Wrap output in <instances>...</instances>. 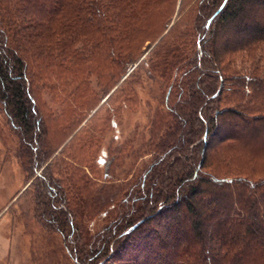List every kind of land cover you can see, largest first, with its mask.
Returning <instances> with one entry per match:
<instances>
[{"label": "trees", "instance_id": "obj_1", "mask_svg": "<svg viewBox=\"0 0 264 264\" xmlns=\"http://www.w3.org/2000/svg\"><path fill=\"white\" fill-rule=\"evenodd\" d=\"M137 1L0 0V102L29 147L36 142L40 145L42 122L31 107L25 52L34 49V53L52 54L65 50L60 37L79 35L78 30L93 26L105 31L108 22L118 28L123 21H130L122 31L127 39L135 33L133 6ZM205 1L201 0L202 4ZM207 3L201 17L203 28L211 27V31L209 37L199 41L202 46L195 53L196 60L184 62L173 56L176 61L172 68L184 76L182 93L170 109L171 117L176 115L181 125L176 134L172 125L160 157L130 185L126 210L94 235L93 241L80 236L82 246L75 249L78 261L264 264V179L220 178L203 171L210 164L211 152L229 149L241 139L240 133L251 132L256 138L264 133V70L258 75L259 66L255 64L249 74L226 75V68H222L229 53L253 52L264 46V0ZM173 34L174 39L181 37L171 27L156 44L158 59H165L170 47L179 50L177 39L171 40ZM196 79L200 83L197 88ZM231 94L237 96L233 105L221 106ZM75 135L68 144L70 151L78 153L86 147H80ZM37 149L38 164H45L44 176H39L41 188L45 187L50 196L42 203L43 214L63 232L71 228L77 231L68 220L77 214L59 179L54 178L60 172L59 164L51 170L46 164L49 150L44 145L43 150L31 147L29 152L34 156ZM71 187L69 184L72 193ZM54 201L60 202L59 216ZM125 256L131 259L123 263Z\"/></svg>", "mask_w": 264, "mask_h": 264}, {"label": "rangeland", "instance_id": "obj_2", "mask_svg": "<svg viewBox=\"0 0 264 264\" xmlns=\"http://www.w3.org/2000/svg\"><path fill=\"white\" fill-rule=\"evenodd\" d=\"M208 1L138 0L133 6L135 33L127 39L122 31L130 21L118 28L108 22L105 31L93 26L78 30L79 35L60 37L65 50L25 52L31 107L42 122L41 143L31 147H47L51 170L59 164L61 174L54 178L77 214L68 218L77 231L63 232L43 214L42 203L50 198L39 177L44 176L45 164H38V149L31 155L0 102V264H89L88 259H76L80 236L93 241L126 210L130 185L160 157L172 125L175 134L181 125L170 109L182 93L184 76L172 68L173 56L196 60L199 41L211 31L203 28L201 17ZM171 27L181 33L175 38L180 48L170 47L169 55L158 59L156 44ZM255 64L259 75L264 70V46L229 53L222 68L226 75L249 74ZM195 82L200 87L198 79ZM236 97L229 95L221 106H232ZM74 133L80 147H86L78 153L68 144ZM240 136L229 149L211 152L203 171L220 178L264 179V133L256 138L244 131ZM53 206L59 216L60 202ZM124 258L126 263L129 257Z\"/></svg>", "mask_w": 264, "mask_h": 264}]
</instances>
